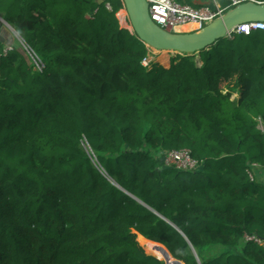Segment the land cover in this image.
Segmentation results:
<instances>
[{"label": "trees", "instance_id": "obj_1", "mask_svg": "<svg viewBox=\"0 0 264 264\" xmlns=\"http://www.w3.org/2000/svg\"><path fill=\"white\" fill-rule=\"evenodd\" d=\"M10 1L43 68L0 41V264H264V31L150 69L122 0Z\"/></svg>", "mask_w": 264, "mask_h": 264}, {"label": "water", "instance_id": "obj_2", "mask_svg": "<svg viewBox=\"0 0 264 264\" xmlns=\"http://www.w3.org/2000/svg\"><path fill=\"white\" fill-rule=\"evenodd\" d=\"M122 1L132 30L137 38L149 49L161 53L167 52L181 56L197 55L225 40L227 35L241 25L264 23V5L250 0L227 11L222 18L199 31L173 34L163 30L152 21L149 4L146 0ZM100 3H102V0ZM7 26L11 28V26L0 17V41L7 46H12L15 39ZM157 245L160 246L163 251L168 252L162 245ZM174 261L176 264H182L177 260Z\"/></svg>", "mask_w": 264, "mask_h": 264}, {"label": "built area", "instance_id": "obj_3", "mask_svg": "<svg viewBox=\"0 0 264 264\" xmlns=\"http://www.w3.org/2000/svg\"><path fill=\"white\" fill-rule=\"evenodd\" d=\"M149 4L150 16L153 22H155L163 30L173 33H192L199 31L205 27L206 24H211L214 21L222 18L227 10L221 7L214 1L213 7L202 6V7H192L189 5L180 4L174 0H146ZM231 5L236 7L237 5L244 3L238 0H229ZM254 1L260 5H264V0ZM107 8L111 10L108 5ZM191 27L187 32L182 31L184 27ZM11 30L14 39L18 40L22 46L31 55V58L37 65L39 70H42L43 65L37 59V57L31 53L28 48H26L23 39L20 35L13 30V27L7 26ZM13 28V29H12ZM264 31V23H250L244 24L237 27L232 33L227 35L226 39L233 38L236 35H246L249 36L253 32ZM149 49V48H148ZM14 50L12 46L5 47V55ZM151 51V50H150ZM148 59L143 62L144 66H147ZM165 165L168 168H174L182 172H194L199 168V163L193 159L192 152L190 150L181 151H170L165 155ZM253 180V176L251 175ZM246 242L255 243L256 245L264 249V239L256 235H245Z\"/></svg>", "mask_w": 264, "mask_h": 264}, {"label": "rangeland", "instance_id": "obj_4", "mask_svg": "<svg viewBox=\"0 0 264 264\" xmlns=\"http://www.w3.org/2000/svg\"><path fill=\"white\" fill-rule=\"evenodd\" d=\"M13 12V5L12 2L10 0H0V17L3 19L2 16H6L9 15ZM124 17H119L120 13L117 15L118 20L120 22V26L124 29H128L129 31L133 32L132 27H131V23L129 21V18L127 16L126 10H124V12L122 14H124ZM208 24L205 25V27ZM187 32V31H185ZM226 40V39H225ZM225 40L221 41L220 43H223ZM14 48L16 49H22V44L15 39L14 44H13ZM24 48V47H23ZM151 49H149L150 51ZM5 51V50H4ZM5 54V53H4ZM161 53V52H157V51H150V56L148 58V61L146 63V65L151 69L152 67L149 66L151 63H159L160 65H162L163 67L169 68L171 65V62L176 60L177 57H179V55L176 54H172V53ZM168 59V63H165V60ZM195 60L198 64H200L201 62V57L199 55L195 56ZM145 66V67H147ZM237 97V96H235ZM234 97V98H235ZM155 246V244H154ZM147 250V251H146ZM145 252L147 255L155 257L161 261H163L162 259H160V257L158 256L159 254H161L160 250L153 251V249H151L150 244L146 245V249ZM164 262V261H163ZM167 264V262H165Z\"/></svg>", "mask_w": 264, "mask_h": 264}, {"label": "crops", "instance_id": "obj_5", "mask_svg": "<svg viewBox=\"0 0 264 264\" xmlns=\"http://www.w3.org/2000/svg\"><path fill=\"white\" fill-rule=\"evenodd\" d=\"M214 1H216L217 4H219L221 7L224 8V3L231 4L229 0H195L194 4L196 6H208V7H213L214 6ZM242 1V0H238ZM122 12V11H121ZM124 12V11H123ZM7 46V45H5ZM256 176L259 181L264 182V173L261 171L256 172Z\"/></svg>", "mask_w": 264, "mask_h": 264}, {"label": "bare ground", "instance_id": "obj_6", "mask_svg": "<svg viewBox=\"0 0 264 264\" xmlns=\"http://www.w3.org/2000/svg\"><path fill=\"white\" fill-rule=\"evenodd\" d=\"M191 29V27H189V26H187V27H184L183 29H182V31H188V30H190ZM162 53H167V52H162ZM150 247H151V249H153V251H156V249L157 250H160L161 252V254H159L158 256L160 257V259H162L164 262H167V264H176V262L174 261V259L169 255V253L168 252H166V251H163L161 248H160V246H158V245H155L154 246V244L152 243V244H150Z\"/></svg>", "mask_w": 264, "mask_h": 264}, {"label": "clouds", "instance_id": "obj_7", "mask_svg": "<svg viewBox=\"0 0 264 264\" xmlns=\"http://www.w3.org/2000/svg\"><path fill=\"white\" fill-rule=\"evenodd\" d=\"M6 47V46H5Z\"/></svg>", "mask_w": 264, "mask_h": 264}]
</instances>
